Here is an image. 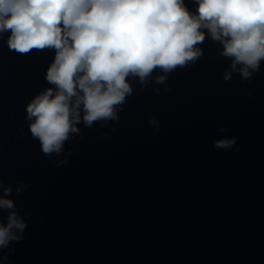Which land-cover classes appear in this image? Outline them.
I'll return each instance as SVG.
<instances>
[{
    "label": "water",
    "instance_id": "water-1",
    "mask_svg": "<svg viewBox=\"0 0 264 264\" xmlns=\"http://www.w3.org/2000/svg\"><path fill=\"white\" fill-rule=\"evenodd\" d=\"M202 31L199 57L130 75L117 119L89 127L81 110L80 131L47 155L26 109L55 88V49L21 54L0 34V196L26 224L0 264H264V60L244 78Z\"/></svg>",
    "mask_w": 264,
    "mask_h": 264
},
{
    "label": "clouds",
    "instance_id": "clouds-1",
    "mask_svg": "<svg viewBox=\"0 0 264 264\" xmlns=\"http://www.w3.org/2000/svg\"><path fill=\"white\" fill-rule=\"evenodd\" d=\"M196 12L184 0H0V34L11 50L55 49L46 79L48 88L28 105L30 132L43 153H60L81 121L117 119L132 86L130 75L146 83L154 69L170 72L202 54L194 47L206 29L232 58V70L249 78L264 60V0H196ZM237 65H242L237 69ZM250 69L252 71H250ZM165 77H157L163 83ZM231 79V72L225 80ZM152 123H156L155 120ZM224 131V129H220ZM235 138L215 142L227 149ZM18 189L17 191H20ZM10 194L11 189H4ZM10 211L0 223V249L22 239L25 222L11 199L0 196Z\"/></svg>",
    "mask_w": 264,
    "mask_h": 264
}]
</instances>
